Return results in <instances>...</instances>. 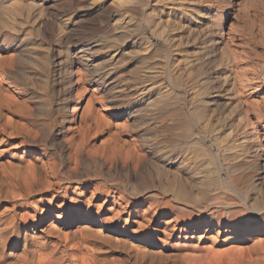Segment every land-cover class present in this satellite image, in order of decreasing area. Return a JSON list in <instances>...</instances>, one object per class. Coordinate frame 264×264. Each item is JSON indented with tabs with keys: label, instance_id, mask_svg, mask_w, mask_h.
Masks as SVG:
<instances>
[{
	"label": "bare ground",
	"instance_id": "6f19581e",
	"mask_svg": "<svg viewBox=\"0 0 264 264\" xmlns=\"http://www.w3.org/2000/svg\"><path fill=\"white\" fill-rule=\"evenodd\" d=\"M202 2L0 0V264H264V113L256 124L245 114L234 59L216 52L224 14ZM66 3L89 13L77 33ZM36 69L42 91L58 85L59 109L78 100L71 113L37 122L27 98ZM120 71L129 90L109 82ZM151 75L174 88L145 90ZM74 77H91L104 95ZM134 97L172 125L153 122L132 138L117 116L127 103L135 113ZM216 194L224 198L200 205Z\"/></svg>",
	"mask_w": 264,
	"mask_h": 264
},
{
	"label": "rangeland",
	"instance_id": "374dc122",
	"mask_svg": "<svg viewBox=\"0 0 264 264\" xmlns=\"http://www.w3.org/2000/svg\"><path fill=\"white\" fill-rule=\"evenodd\" d=\"M10 1H13V0H10ZM89 1L91 2L93 0H89ZM202 1H203L202 3H204L203 5H204L205 11H208V8H210V7H214L217 9L219 6L220 12L224 14L223 23H222V25H220L221 26L220 27L221 32L219 33V35L217 37V39H219V43H217L218 46L216 45L218 47V48L216 47L217 48L216 52L218 53V52H221L222 49H224V50L226 49L230 52V55H232L231 59H234V60L233 61L231 60V62H229V68L232 70V73L234 75H236V77L234 76V83L236 86L238 85L236 88L240 92V94H239V92H238V94L240 95V97L242 99L244 109H246L245 114L250 115L249 117H251L250 118L251 122L252 123L254 122L253 124H256L257 118L255 117V115L257 113H260V114L264 113V111H262V109L264 110V108H263L264 107V0H232L231 7H226V4H225V2H223V0L222 1L221 0H202ZM69 4H70V2H69ZM69 4H67V3L65 4V12L68 14L67 18L69 19L68 16H72V15H75L77 18H75V20H73L72 24L71 23L69 24L68 31H69V33H71V29L73 31L75 28V30L72 33H77L78 30H80V28L82 27L81 25H84L86 23L87 17L89 16L88 15L89 13L88 14H82V12H81L82 15L79 13L76 15L75 10L73 11L72 6H70ZM216 4H219V5H216ZM67 8H68V11H67ZM52 11H54V14L57 15V13H59V11H62V10H59V9L53 7ZM208 16L209 15H206L203 19H205L206 17L208 18ZM56 20L59 21L58 19H56ZM207 25H209V23L205 22L204 27H206ZM148 35L150 36L153 43L161 45V46H165L166 48H168L171 51V55L174 54V51H175V53L177 52V50L174 47H172L170 44H166L162 40H159V39L153 37L150 33H148ZM137 36H138L137 34H134V36H132V38L129 39L128 43L133 42L134 39L136 40ZM89 37L91 38V40H89V43L98 42V41H96L97 40L96 36L92 37V35H89ZM89 37H88V39H89ZM126 45H127L126 43H125V45H123V43H122V46H126ZM122 46L119 45V46H117V48H122ZM127 46H128L127 50L131 49V47H130L131 44H129ZM190 46H192V44L188 45V47H190ZM62 47H63V45H61V44H59V47L55 46V48H56L55 53L58 54L60 51L63 52L64 48H62ZM115 50H116V52H115ZM115 50H114L115 53H118L121 51V49H115ZM171 60H170V62H171ZM232 64H233V66H232ZM222 66H223V64L218 66V69L219 70L221 69L220 71H223L226 67V66H223V67ZM36 70H37V71H35L36 73L33 75V76H35V75L36 76L31 77L32 82H33V87L30 90V94L28 95L27 98H28V100L31 98V100H29L30 101L29 103L31 104V106L33 104L32 108L34 107L33 108V110H34L33 113L35 115L34 118H36L37 122L40 123V122L48 121L49 119L55 118L57 116V114L60 112L67 111V112L71 113V111L73 110V107L76 108L78 106L77 105L78 100L71 99L69 101L68 105L63 110H62V108L59 109L60 107H62L60 104L62 102V98H61L62 95L60 94V90H59L58 85L57 84L54 85L53 83H50L48 90L42 91L40 89L39 84H38V81L40 83V79H42V75L40 73L41 70L40 69H36ZM82 71L85 75L88 74L84 70H82ZM119 74L121 77H114V76L109 77V79H110L109 82L113 81L112 82L113 84L117 83L118 88L121 90L123 89V91L129 90L130 89L129 87H131V84H128L126 82L127 77H125V75H127V73L125 71H120V72H118L117 75H119ZM154 77L155 76H153V75H151V77H149V76L148 77H141V80L144 83V87H146L145 90H147V89L154 90L160 86H166V85L168 87L174 88L172 83L170 81H168L169 79L167 77L166 78L165 77L154 78ZM259 77H261V78H259ZM78 78H83V81H81V82H84V84H86L87 87L95 89L96 92L98 93V96L101 97L104 95L103 91L101 89H99L97 84H95L91 81V77H74V80L76 81V79H78ZM143 79L146 81H144ZM121 81H124V82L122 83ZM34 82H35V84L37 83L36 86H35ZM145 82H147V83H145ZM155 84H156V86H154ZM77 87L79 88V85L77 82H75V86H74V90H73L74 96H75V93L77 92ZM118 88H117V91H118ZM51 89H52V92H51ZM80 90H82V89L80 88ZM39 91H41V92H39ZM36 92H38V93H36ZM211 93L214 96L217 95L216 92H214V91L213 92L211 91ZM34 94L36 96H34ZM31 96H33V97H31ZM127 100L128 101L132 100L133 102L136 101V102H134L135 105L133 108V110H135L134 111L135 113L130 112L129 109L132 107L129 106V104L127 103V105H125V107H124L125 109L122 112L121 116H117V118L120 121L124 120L125 122H127L128 126L130 124L129 127H130L131 131H129V134L131 133L130 135L132 136V138L135 137L137 139L138 138L137 136L139 134L138 132H140V130H142V128H153L156 125L157 127L159 126L158 128L164 129L165 126L167 127V126H169V124L172 125V123L165 120V118L161 119V118H163V115L161 114L160 110L153 109V111H152L151 105L146 106L148 109H145V107H144L145 105L139 104L140 101L138 100L137 97L127 99ZM43 104H44V106H47V107H44ZM84 104H86L85 100H83V102L81 103V106H83ZM81 106L79 108H81ZM105 106L107 108H111V107L113 108L114 104L111 102H108V103H105ZM142 109L145 111H143ZM139 110L141 112H139ZM148 110H149V112L151 110L153 112V114H151V112L149 113ZM154 110L156 111L155 112L156 115L154 114ZM127 111L130 113V115L126 114ZM260 111H262V112H260ZM138 112H139V114H138ZM136 115H137V117H135ZM139 115H140V117H139ZM151 115H153V117ZM157 115L159 117L158 121H157V119H158ZM262 115H264V114H262ZM236 118H237V123H238L239 117L236 116L234 118L235 122H236ZM134 119H137V120L139 119L138 122L140 121L141 123L140 122L139 123L138 122H135V123L132 122ZM148 120H149V122H148ZM150 120H151V122H150ZM163 120H165V121H163ZM153 122L155 123V125ZM142 125H144L145 127L144 126L142 127ZM148 125H150L151 127L150 126L148 127ZM139 126L141 128H139ZM244 126L242 127L243 129L241 128L242 131L239 130V132H238L239 134L236 135V139H238L237 142H239V141L243 142L246 138L247 131H249V129H250L249 126H247V128ZM256 127H257V130L260 131L259 132V134L261 135L260 139L263 138L264 136H263V132H262L263 131L262 126H260L259 124L258 125L256 124ZM132 130H134V131H132ZM188 139L190 140V138H188ZM206 143H207V145H210L212 152H214L213 154L218 155L221 159V162L225 163V161H224L225 155H223V153L221 151V149L223 147H221L218 144H215L212 139H208V141L206 140ZM224 143H226V142H224ZM261 143L264 145V138L261 139ZM223 174H224L223 176H225V173H223ZM223 195L225 197L228 196V197H226L227 199L231 198L234 201L237 200V197H235V195L232 193L227 192L226 194H223ZM223 195L218 196V194H216L215 197H213V195L205 196V197L200 199V205L205 206L206 204H209V203L213 202L214 200L218 201L219 198L223 199L224 198Z\"/></svg>",
	"mask_w": 264,
	"mask_h": 264
}]
</instances>
